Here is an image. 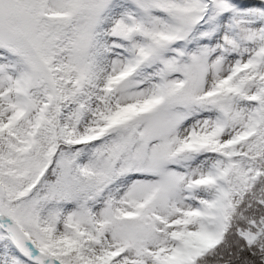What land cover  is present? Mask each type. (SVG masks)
I'll use <instances>...</instances> for the list:
<instances>
[{
	"label": "snow or ice",
	"instance_id": "6c2138e0",
	"mask_svg": "<svg viewBox=\"0 0 264 264\" xmlns=\"http://www.w3.org/2000/svg\"><path fill=\"white\" fill-rule=\"evenodd\" d=\"M0 264H264V0H0Z\"/></svg>",
	"mask_w": 264,
	"mask_h": 264
}]
</instances>
